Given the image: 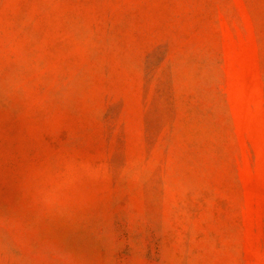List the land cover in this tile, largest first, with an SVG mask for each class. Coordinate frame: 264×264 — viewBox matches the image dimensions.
Listing matches in <instances>:
<instances>
[{"label":"rangeland","instance_id":"1","mask_svg":"<svg viewBox=\"0 0 264 264\" xmlns=\"http://www.w3.org/2000/svg\"><path fill=\"white\" fill-rule=\"evenodd\" d=\"M0 264H264V0H0Z\"/></svg>","mask_w":264,"mask_h":264},{"label":"clouds","instance_id":"2","mask_svg":"<svg viewBox=\"0 0 264 264\" xmlns=\"http://www.w3.org/2000/svg\"><path fill=\"white\" fill-rule=\"evenodd\" d=\"M58 259H64L62 255H58Z\"/></svg>","mask_w":264,"mask_h":264}]
</instances>
